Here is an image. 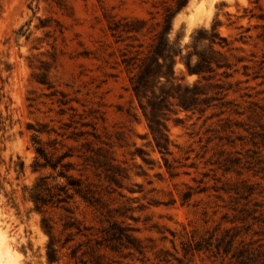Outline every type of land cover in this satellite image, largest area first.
Here are the masks:
<instances>
[{"label": "rangeland", "instance_id": "1", "mask_svg": "<svg viewBox=\"0 0 264 264\" xmlns=\"http://www.w3.org/2000/svg\"><path fill=\"white\" fill-rule=\"evenodd\" d=\"M175 3L176 0H0V115L6 123V130L0 131V237H6L18 264H49V235L42 228L43 216L50 217L54 224L57 246L67 237L63 230L67 213L54 207L40 212L29 197L38 176L53 173L50 169L33 171L37 144L32 138L35 129L43 124L58 133L95 132L98 139L86 135L67 142L85 151L83 141L92 139L94 147L108 148L115 163L126 169L128 177L122 178L123 187L108 186L103 176L91 170L85 172L84 178L101 191L108 208L113 210L112 219L136 228L135 235L149 247L147 255L151 260L144 264H154V252L161 248L174 251L173 232L180 249L181 240L206 235L212 226V221L203 219V203L198 207L182 205L181 193L187 185L203 182L221 186L249 179L264 190V171L243 168L241 175L225 172V158L237 155L238 150L245 160L247 150L238 140L235 147L222 144L227 141L221 142L218 137H226L228 131L222 129L218 117L205 121L210 111L202 118L185 111L168 114L172 153L167 158L179 175L169 174L155 147L131 89L134 71L129 72L121 61L122 54L133 55L139 43L147 46L152 42L166 8ZM123 18H146L148 22L138 38L123 36L119 40L110 25ZM217 21L220 34L229 43L222 51L233 64L229 70L233 76L223 78L231 83L228 97L242 108L255 100L264 102V0H187L173 17L170 40H178L186 54L192 48L187 46L192 43L193 32L201 27L211 29ZM175 69L178 75H185L188 83L199 79L187 72L181 60ZM42 73L49 85L39 81ZM41 138L47 141L63 137L52 132ZM259 165L255 169L260 170ZM201 197L207 200L201 194L194 196L191 203ZM70 206L82 225L91 228L86 230L90 238L75 236L60 251L59 262L53 264H81L70 257V247L80 243L78 254L89 250L96 245L95 238H101L99 230L108 225V216L79 196ZM129 207L133 209L127 216L116 212ZM99 251L105 254L108 264H143L131 257L122 258L106 247ZM84 258L91 264L90 253ZM184 264L232 263L202 253Z\"/></svg>", "mask_w": 264, "mask_h": 264}, {"label": "trees", "instance_id": "2", "mask_svg": "<svg viewBox=\"0 0 264 264\" xmlns=\"http://www.w3.org/2000/svg\"><path fill=\"white\" fill-rule=\"evenodd\" d=\"M186 2L187 0H176L175 5L166 8L162 20L158 22L160 29L155 33L151 43L147 46L139 43L133 55L122 54V64L129 72L134 71L130 78L131 89L142 108L155 147L162 154L169 174L172 177L179 175L176 167L167 158V154L172 153V140L167 124L168 114L185 111L187 114H197L202 118L210 111L205 121L218 117L222 129L228 131L226 137H218L221 142L223 139L227 141L222 144L235 147L238 140L247 150L245 160L239 155L241 152L238 150L235 151L237 155L227 156L224 163L225 172L234 171L241 175L243 168L256 172L264 171V167H259L264 162L262 153L264 102L255 100L248 107L242 108L235 100L228 97L231 83L223 78L232 77L234 72L229 71L233 68V64L222 51V48L227 47L229 43L218 30L220 21L213 24L211 29L205 27L196 29L193 32L191 45L187 46L192 48L186 54L183 53L178 40H170L173 17ZM255 2L258 3L259 0ZM147 22L146 18H123L114 20L110 30L119 40L123 39V36L138 38ZM178 60L184 62L189 74H196L199 79L188 83L185 75H178L175 69ZM245 68L248 66L245 65ZM1 72L0 60V79L3 80ZM39 81L49 85L44 73L40 74ZM5 130V119L0 115V131ZM35 130L36 134L32 139L37 146L32 164L33 171L42 172L50 169L53 173L40 174L29 189V197L35 209L40 212H44L48 207H54L67 213L63 222V230L67 231V237L60 247L57 246L59 239L55 237L54 224L50 217H42V228L49 235L47 251L49 264L59 262L60 251L73 241L75 236L90 238L86 230L91 228L82 225L74 216L73 208L70 206L75 196H79L85 203L107 215L108 225L99 230L102 234L101 238H95L96 245L89 250L78 254L80 243L70 247L71 258L79 260L81 264H88L84 255L90 253L91 264H108L105 254L99 251L100 248L106 247L122 258L131 257L143 264L150 261L151 258L147 255L149 247L135 235L136 228L125 224L124 221L112 219L113 210L108 208L101 191L84 178L85 172L91 170L96 175L103 176L108 186L116 184L123 187L122 178L128 177L126 169L115 163L108 148L94 147L92 139L86 138L83 141L82 146L85 151L67 142L78 141L86 135L98 139V135L89 131L58 133L54 129H46L44 124L43 127ZM52 132L63 138L47 141L41 138L42 134L50 136ZM251 151L254 154L250 155ZM224 152L225 150H222V153ZM75 158L78 160H74ZM79 160L82 162L79 163ZM258 164L260 170L255 169ZM74 171L78 172V175L73 173ZM60 178L64 181L59 182ZM201 194L206 195V201L201 197L191 203L194 196ZM181 202L182 205L194 207L203 203L201 207L203 219L206 222L212 221L213 224L206 235L199 238L193 235L191 238L181 240L180 249L175 242L177 234L173 232L174 238L171 241L174 251L169 248L155 251L154 264H184L202 253L209 257L228 259L232 264H264V190L259 183L249 179H239L232 183L224 182L221 186H208L203 182L197 186L187 185L181 193ZM132 209L131 207L124 210L117 209L116 212L120 216H127V212ZM129 216L133 217V215Z\"/></svg>", "mask_w": 264, "mask_h": 264}, {"label": "bare ground", "instance_id": "3", "mask_svg": "<svg viewBox=\"0 0 264 264\" xmlns=\"http://www.w3.org/2000/svg\"><path fill=\"white\" fill-rule=\"evenodd\" d=\"M5 238L6 237L1 239L0 237V264H18V260L11 248V245L9 242L5 241Z\"/></svg>", "mask_w": 264, "mask_h": 264}]
</instances>
